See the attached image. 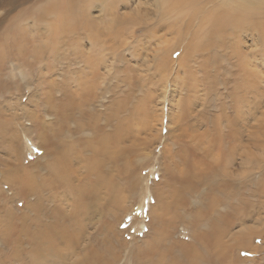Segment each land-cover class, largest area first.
<instances>
[{
	"label": "rangeland",
	"instance_id": "1",
	"mask_svg": "<svg viewBox=\"0 0 264 264\" xmlns=\"http://www.w3.org/2000/svg\"><path fill=\"white\" fill-rule=\"evenodd\" d=\"M58 1L64 2L67 6L63 9V27L57 22V16L51 6L52 0H0V264H32L31 256L35 251L31 235L33 225L30 226L28 235H20L21 227L18 228L20 224L25 223V218H28V224L34 219V213L26 210V206L35 200L33 196L26 197L22 194L21 191L24 188L14 178L18 175L17 173L8 178L11 172L18 170H23L19 176L24 175L25 172L32 173L40 184L49 186L44 192L41 191L43 194L40 212H45L44 217L39 218L41 225L55 224L54 217L50 216L53 212H59L62 217H73V223H67L72 228L67 226L71 239L77 244L76 249L72 252L69 244L66 246L57 244V253L61 255H58V260L55 259L54 264H75L79 259L81 260L87 250L95 251L101 256L100 258L103 257L101 259L103 264H138L140 259L136 257L144 253L145 243L151 241L156 235L157 228L150 226L149 213L154 205H158L156 193L160 190H165L166 193L163 186L167 184L169 172L164 173L163 166L169 164L170 172L175 173V176L177 173L179 175V169L184 160L177 157V151L183 150L184 155L187 150L195 149L197 156L193 158L189 154V161L198 157L203 158L207 150L206 163L214 162L213 168L217 167L216 147L214 149L217 153L212 154L214 149L209 150L207 144L204 146L200 142L202 132L207 129L206 127L210 128L203 126L200 116L204 112L209 118L206 125L214 119V122L216 124L220 122L221 126L225 123L224 116L230 121L235 118V112L230 109L231 99L228 87L214 79L217 82H214L215 87L211 90V95H208L209 105L206 104L205 87H199L196 104L185 105L182 97L186 91L181 85L185 86L188 83L189 76L186 75V69L179 66V59L183 51L181 49L187 45L189 36L186 37L183 31L177 36L176 31L171 27V20L160 11L157 0ZM181 26L183 27L184 24ZM251 34L240 38L241 50L247 54L241 65L245 66L247 61L250 69L255 68L262 73L256 82L258 90L264 94V67L261 66L260 57L257 55L260 41L256 33ZM162 55L164 58L168 56L166 73L159 72L157 69L158 65L162 64L160 62ZM196 60L198 58L194 57V61ZM251 62L258 67H254ZM188 69L194 71L198 68L194 66ZM232 72L233 70H230L227 74L230 79ZM195 75L197 79L206 81L207 75L201 72ZM78 91L84 93L79 95ZM65 95L73 96L85 103L83 109L90 112L91 126L99 124L103 126L104 122H107L105 128L111 129L108 128L110 121L93 118L97 117V113H106L113 99H120L118 103L119 106L120 103L122 105L120 111L123 110L124 116L127 117L125 119L128 120L129 134L125 136L121 145L114 148L118 151L119 157L114 160L115 163H111L107 171L110 176H113L111 192L114 190L118 192L112 193L111 198L104 189L98 198L88 197L90 200L85 201L84 212H90V214L85 219L82 212L75 213L74 210L80 190L90 181L88 163H86L90 154L87 149L81 153L82 155L75 163L71 162L65 182L54 181L49 175V168L45 169L48 157L52 158L56 155L58 158L62 151L61 143L66 141L68 146L74 147L77 140L82 139L85 142L86 139L93 140L95 137V133L88 129V121L79 116V111H74L71 120L64 125L66 130L73 132L72 137L66 133L54 136L52 130H58L62 125H57L59 121L54 114L62 104L68 105ZM150 95L151 97L147 98ZM256 100L257 107L255 110L252 107L251 110L255 116L246 119L245 124L239 118L236 127L242 132L238 138L239 142L246 146L250 153H257L260 157H264V154L262 155L264 149L257 151L255 148L258 144L256 141L258 135L254 133L257 130V123L253 121L264 113V97ZM218 102L224 103L219 105ZM138 103L142 107L137 112L135 107ZM220 106H224L225 112L220 113ZM184 108H190V110L182 111ZM32 111H37L39 118L46 124L40 130L27 116V113ZM145 121L148 123L144 127ZM79 125L83 126L85 132H77L80 130L77 129ZM15 134H17L16 138L13 139ZM222 138L227 141V138ZM206 141H210V138L207 137ZM163 146L167 147L169 153H176L171 160L167 158V163L162 154ZM204 147L206 148L202 151ZM235 157L231 156L232 162L230 166L228 165V175L235 173L233 174L235 176L230 177L234 179L231 182L234 190H227V193L223 195H234L236 207L233 211H229L218 201L214 212H225L228 216L230 212L242 209L246 214L250 213L251 221L241 225L236 224L229 233L237 235L247 231V233L262 232L263 236L253 239L252 248L259 246V250L253 253V256L246 252L238 254L235 250V256L229 254L227 257H217L213 264H227L228 261L231 264H264V251H262L264 250V222H262L264 221V218L262 220L264 196L258 191L259 186L248 185L250 187H247L246 180H239L252 177L256 180L258 171L241 169L240 158L237 155ZM171 167H173L172 170ZM131 171L133 176L128 175ZM254 182L252 180V183ZM131 185L135 190L131 188ZM243 186L248 188L245 193H243L245 190H242V193L240 191ZM206 192L207 186L200 184L198 192L188 197L186 204H178L183 205L182 208L173 206L168 192L166 202L172 204V210L170 209L169 212L177 209L175 212H180L181 217L185 214L183 218L190 221L195 213H206L202 212L198 198ZM114 195H119L118 202L114 201ZM229 201L235 204L234 199ZM185 210H187L186 213ZM228 217L233 218L232 215ZM9 218L12 231L15 226V234L12 238L15 243L3 237L4 222ZM164 220L166 222L167 217H164ZM178 221H180L179 218L173 225L172 219L170 227L166 228L168 229L167 233L165 231L167 244H169L167 248L165 250L157 248L159 252L152 256L153 259L143 258L145 264L152 262L169 264L175 258L180 259L179 264H207L204 262L205 258H202L201 250L197 247L198 256H200L197 259L193 256L195 259L190 257L189 260H181L179 253L178 255L176 253L179 248L174 250L171 257L168 251L169 247L173 246L171 243L178 240L184 244H194L191 240L194 230L191 232ZM12 223H14L13 226ZM152 228L155 230H151ZM170 229L174 232H169ZM207 229L206 224H202L197 226L195 233L198 234V231ZM5 236L9 237L7 234ZM227 241L228 239H224L226 247L229 248L231 241ZM13 248L18 250L17 257H13ZM253 257L255 260H252ZM38 262L45 263L40 259Z\"/></svg>",
	"mask_w": 264,
	"mask_h": 264
},
{
	"label": "bare ground",
	"instance_id": "2",
	"mask_svg": "<svg viewBox=\"0 0 264 264\" xmlns=\"http://www.w3.org/2000/svg\"><path fill=\"white\" fill-rule=\"evenodd\" d=\"M157 2L162 14L167 15V19L171 20L170 22L172 24L171 27L173 28V30L176 31L177 36L180 35L179 33H181V31H183L186 34V37L189 36V39L187 40L188 41L187 45L184 47L185 49L183 47H182L183 49H181L183 51L181 53V58L179 59V66L181 68L186 69V73H187L186 75L189 76L188 83L185 84V86L181 85L183 89L185 87L184 91H186V93L182 97V99L185 100V105L187 106V105L196 104L195 103L197 102L196 94L198 92L199 87L206 88L205 91L207 96L206 104L209 105L210 100L208 101V95H211L212 92L211 90H213L214 89L213 87H215L214 82L221 81L222 84H225L226 88L228 87L227 90L231 99L230 109L233 112H235L236 116L234 115L235 118H233V120L231 121L229 120L228 117L224 116L225 123L223 126H221L220 122L216 124L214 122V119L211 120L206 125V121L209 118L205 116L204 112L200 116V120H202V123H204L203 126L210 127V128L206 127L207 129H205L202 132L200 136L201 137L200 142L204 146L207 144L208 145L207 149L209 150H212L214 149V147H216L218 152V156L215 159L217 161L216 168H213V165H215L214 162L212 163L209 162L208 164L205 161V155H207L208 153L207 150H205L206 147L202 148V151L205 150V155L203 158L198 157V159L191 161L188 160L189 154L191 155V157L196 158L197 155L195 153V149L193 150L191 149L190 151L187 150L186 151L187 153L184 155L182 154L183 150L181 151L180 149L177 151V157L179 156L180 159L184 160V162L182 163V167L179 169V173H180L179 175H177L178 174L177 173L175 176V173L170 172L169 164L163 166L165 171L164 173H167V171L169 172L167 184L163 183L165 184L163 187L166 189V193L165 190L164 191L160 190L156 193L155 197L158 201V203L156 204L158 205L157 206L154 205L151 209V212L149 213L150 226L157 228L156 229L157 231L153 228L151 230H155L156 235L152 237L153 239L151 241L145 243L144 253H141L140 255L137 254L138 258L136 257V259H140L138 264H145L143 258L145 259L150 257L152 258V256L156 255V253L159 252L158 249L165 250V248H167V245H169L167 244L168 240L166 233L168 229L166 228L167 226L170 227L172 219H173L172 223L174 225L175 221L178 218L180 220L178 222L182 223V225H185L187 229H189L191 232H193L192 230H194V234L191 239L194 242V244L191 245L184 244L178 242V240L176 242L171 243L173 246L169 247L168 249L171 257L172 254L174 253V250L179 248V251H177L178 250L177 249L176 253L177 255L179 253L181 260L183 259L189 260L190 257L192 259L195 258L197 259V257L200 256H198L199 254L196 247L201 250L202 258H205L204 262H206L207 264H213L214 260H217V257L223 258L225 256L227 257L229 254L235 256V250H237L238 254H240L241 252H246L247 254L250 253L252 255L253 253L259 250L258 249L259 246L254 249L252 248V241L253 239L261 238V236H263L262 232L247 233L248 232L247 231V232L238 233L237 235H232L231 233H229L231 232L230 229L236 224L241 225L243 223H246L247 221H251L250 219L252 217L250 213L246 214L244 210L237 209L236 212H230L228 214V216L229 215L233 216V218L231 219L227 215H225V212L224 213L214 212V208L218 201H220L222 205L226 207V209H228L229 211H233L236 207V199L234 195H223L227 193L226 192L227 190L230 189L234 190V187L231 185V182L234 179L233 177L232 178L230 177L235 173L232 172L233 174L231 176L228 175L229 174L228 165L230 166V163L232 162L231 161L232 155H234V157L235 155H237L238 158H240L239 160L241 161L240 164L241 169L244 168L255 169L258 171L257 172L258 179L256 180L253 177L250 179L245 178L239 180H246L247 187H250L248 185L259 186L260 190L258 191H260V194L264 196V157H260V155H258L257 153H250L246 148V146L242 145L241 142H239L240 140H238V138L242 134V132L241 129L240 131H238V128L236 127L240 119L242 120V122H244L243 124H245L246 119H251L253 116H255V114L251 113L252 107H254L255 110V108L257 107L256 99L257 98L263 99L264 97V94H262V92L258 90L257 82H256L257 79L262 76V73L258 72L255 68L250 69L247 65V61L245 66L241 65V62L245 60L247 54L241 50V41H240V38L244 35H249L251 33L253 34L256 33L258 35L260 41L259 42L260 49L257 55H259L260 57L261 66L264 67V0H157ZM51 6L57 16L58 24L63 27V15H64L63 9H66L67 7L66 4L64 2L59 3L58 0H52ZM182 24H184L183 27L181 26ZM181 37L183 36L181 35ZM194 57L198 58V60L194 61ZM160 60L162 64L158 65L157 69L159 72L166 73L165 68L167 67L168 64V56L164 58V55H162ZM224 64L225 67H223ZM194 66H197L198 69L197 70L195 69L194 71L188 69ZM228 67H230V69ZM254 67H258V66L255 64ZM230 70L231 71L233 70L232 72L233 75H231L232 76L231 79L227 77V74L230 73ZM199 72L207 75L206 81H203V79L200 80L196 78L195 74H198ZM224 72L226 73V75ZM214 79L217 81H214ZM208 80H213V81H208ZM78 92L80 93L79 95L84 93L81 91ZM214 92L216 91L214 90ZM150 97L151 95L148 96L147 98ZM119 100L120 99L118 100L113 99V102L110 103L109 108H107L106 110L107 115L106 113L101 112L96 114L97 115L96 118H93L94 120L101 119L105 121L106 120L110 121V123H108L110 125L108 128L111 129L109 130L105 128L107 127L106 126L107 122H104L103 126L102 125L99 126L100 124L98 126H91V124L89 123V120L91 119L90 112L88 113V111L83 109L85 103L84 102L82 103L81 101L70 95H65V101L68 102V105L66 106L62 104L55 111L54 114L55 118H57L56 120L59 121L57 125L62 124L58 130L56 129L52 130L53 134H55L54 136L56 135L58 136L61 135L62 133H66V135L68 134L69 136L72 137L73 132H70V130H66L64 125L68 120L69 121L71 120L74 111H79V116H81L82 119H86L88 121V126H89L88 129H91V131L95 133L94 139L92 138L93 140L86 139L87 141L85 142L82 141V139L80 141L77 140V142H75L76 146L74 145V147H72L71 145L68 146L66 144V141L61 143L62 151L59 154L58 158H56V155H53L52 158L48 157L47 159L48 162L45 164V169L49 168V175L54 181L60 180L65 182L68 177V172L71 162L75 163V161L80 157V155H82L81 153L84 152L85 149H87L88 153L90 154L88 158L86 157L88 160L86 162L88 163L87 170L89 171L88 179H90V181L85 188L80 190V196L76 198V203H75L76 209L74 210L75 213L82 212V215H84V219L86 217H89L90 214V212H84L86 209L85 201L90 200V198L88 197L98 198L99 194H101V191L104 189L107 190L111 198L114 193L118 192L117 190L111 192V184L113 182V176L112 175L110 176L107 171L111 163L113 162L115 163L114 160L118 159L119 157L118 151L114 150V148L118 145H121V143H123L122 141H124L125 136L129 134V128L127 127L128 120L125 119L127 117L124 116L125 114L124 112H122L123 110L120 111V106L122 105L120 103L119 106L118 104ZM218 103L220 105L223 104L224 102L223 103L218 102ZM74 105L76 107H74ZM141 107L142 105L138 103V105L135 107V110L138 112L140 111ZM189 110L190 108L182 109V111H189ZM219 110L220 113H222L224 111V106H220ZM37 111L28 112L27 116L36 123V127L38 128V130H40L41 127H43L46 124H44L42 119L39 118ZM185 115L184 117L187 116ZM14 116L15 118L18 119L16 114H14ZM253 121L257 123L256 126L257 130L254 133L258 135V139H259V140L256 139L258 144L255 145V148L257 151H262L264 149V113H261L258 117L254 118ZM146 123H148V121L147 122L145 121L144 127ZM77 129H80L79 131L77 130V132L80 133L85 132L83 130L82 125L81 126L79 125ZM16 135L17 134L13 136V139L16 138L15 137ZM207 137L210 138V141H206ZM222 137L227 138V141H225L226 140L225 138H224L225 140H223ZM162 149H163L162 154L167 163V158L171 160L176 153L175 154H173L174 152L169 153L167 147L165 146H163ZM213 152L214 153L212 152L211 153L212 154L217 153L215 152V149ZM263 154L264 151L262 155ZM207 156L206 158H208ZM212 157L214 156L212 155ZM210 159L211 158H209V160ZM169 162L171 163V161ZM113 166H115V164ZM171 166H173V164H171ZM174 167L176 166L174 165ZM172 169L173 167H171V170ZM22 172L23 170H18L11 172L8 175L9 178L10 176H12V174L17 173L18 175L15 176L14 178L15 180H17V183L24 188L21 191L22 194L26 197L28 196L35 197V200L32 203H28L26 206V210H29L30 212L34 213V219H32L31 220L32 222L28 224L27 223L28 218L27 219L25 218V223L23 225L22 224H20V226L17 225L18 228L21 227L20 228L21 230L19 231L21 233L20 235L23 234L28 235V232L31 229L30 226L33 225L31 235H32V240L34 242L35 251L32 252V256H31L32 264L33 261L34 264H39L40 263L38 262L39 259L44 260L45 261L44 264H54L55 259L58 260V255H61L57 253V244L62 246H66L67 244H69L70 247L69 249L72 252H74L76 249L75 247L77 244H75L76 242L74 243V240L71 239L70 232L68 230V226L70 228L72 227L71 225L67 224L70 222L73 223V217L72 216L62 217V215L59 214V212H53L50 216L54 217L55 224L44 225V226L41 225V223H39L41 222V219L39 218H41L42 216L44 217L45 212H40L41 211L40 201L43 194L42 192H44V190L49 186L40 184V181L32 173L25 172L24 175L19 176V173ZM111 172H113L112 169ZM132 173L133 171H131L128 175H131ZM131 176H133V174ZM252 180L255 182L252 183ZM200 184H204L207 186V192L201 194L198 197L199 203L203 209L202 212H206V213H195V215L192 217V220L190 221L183 218L185 214L181 217L180 212L179 213L175 212L177 209L174 210V212H169L172 204L174 207L181 206L178 205L179 203L183 205L186 204L185 203L186 200L187 201L189 200L188 197L193 196L195 193L198 192V187ZM246 186H243L241 188L240 190L241 193L243 192L242 190H245L243 193H245L246 190L248 191V188ZM132 187L133 186L131 185V188ZM132 189L135 190V188ZM168 192L170 194L168 195L172 199L171 202L172 204L169 203L167 204L166 202ZM253 194L256 195L254 192ZM230 199L235 200L234 205L231 204V202L229 201ZM117 200L118 201L120 200L119 195L118 196L114 195V201L118 202ZM262 203L264 204V201ZM183 205L181 206V208L183 207ZM190 209L192 210V208ZM186 211L187 210H185V213ZM188 212H190V210ZM164 217H167L166 222L164 220ZM263 218L264 217L262 216V220ZM4 223H5V226L3 227L4 228L3 233H5L3 236L4 239H8L9 242L15 243L14 241H12V238L15 234L14 232L15 226L13 227V231H12L10 218ZM59 223H62L64 225H60ZM202 224H206L208 229L202 232L198 231V234H196L195 231L197 226H200ZM13 225L14 223H12V226ZM169 232H171V229ZM6 234L9 235V237H6L5 236ZM171 237H173V235ZM171 237H169V239ZM224 239H228V241L229 240L231 241L229 244V248L226 247V243L224 242ZM262 251L264 250L262 249ZM97 254L98 253L97 252L95 253V251L91 252L87 250L85 255L81 257V260L79 259L75 264H103V261H101L103 257L100 258L101 256ZM17 256H18V250L16 251L13 248V257H17ZM164 256H160V257L165 258ZM179 260L180 259L177 260L175 258L171 262H169V264H179ZM247 260L250 261L249 259ZM252 260H255V258L253 257ZM151 264H157V263L152 262ZM160 264H166V262L164 263L161 262ZM227 264H231V263L228 261Z\"/></svg>",
	"mask_w": 264,
	"mask_h": 264
}]
</instances>
